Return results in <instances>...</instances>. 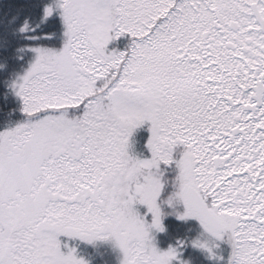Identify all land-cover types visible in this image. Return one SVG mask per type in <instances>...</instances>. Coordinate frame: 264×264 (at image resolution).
<instances>
[{
    "label": "snow or ice",
    "instance_id": "6c2138e0",
    "mask_svg": "<svg viewBox=\"0 0 264 264\" xmlns=\"http://www.w3.org/2000/svg\"><path fill=\"white\" fill-rule=\"evenodd\" d=\"M0 264H264V0H0Z\"/></svg>",
    "mask_w": 264,
    "mask_h": 264
}]
</instances>
